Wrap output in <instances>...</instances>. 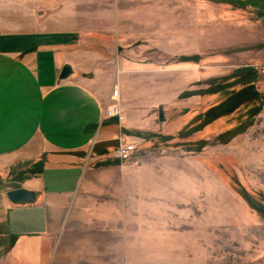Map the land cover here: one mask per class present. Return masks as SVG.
Instances as JSON below:
<instances>
[{"label": "rangeland", "instance_id": "1", "mask_svg": "<svg viewBox=\"0 0 264 264\" xmlns=\"http://www.w3.org/2000/svg\"><path fill=\"white\" fill-rule=\"evenodd\" d=\"M44 8L86 78L120 91L137 153L119 169L154 173L128 190L118 253L103 246L87 264H264V0H0V32ZM242 69L256 73L261 111L239 122L236 103L184 137Z\"/></svg>", "mask_w": 264, "mask_h": 264}, {"label": "crops", "instance_id": "2", "mask_svg": "<svg viewBox=\"0 0 264 264\" xmlns=\"http://www.w3.org/2000/svg\"><path fill=\"white\" fill-rule=\"evenodd\" d=\"M49 15L44 8L30 27L14 20L0 32V264H87L112 245L118 253L128 190L154 175L113 160L111 149L129 139L104 118L114 79L86 78L85 56L63 48L67 29L48 25ZM65 64L75 75L60 82ZM23 188L37 201L13 205L6 193Z\"/></svg>", "mask_w": 264, "mask_h": 264}, {"label": "trees", "instance_id": "3", "mask_svg": "<svg viewBox=\"0 0 264 264\" xmlns=\"http://www.w3.org/2000/svg\"><path fill=\"white\" fill-rule=\"evenodd\" d=\"M234 78H236L234 84L227 87L221 85V87L215 91L218 94H224L225 97L219 102V104L212 106L206 112L199 114L196 117L198 124L193 128L184 131V137L192 136L194 133L213 123L220 118L222 113L232 105H236V103L242 102L240 106H243L242 108L245 109L244 113L237 118L238 121L244 116L254 117L261 111L263 102L261 101L257 87H255L256 73L252 69H242L234 76ZM235 86H239V89L232 90ZM230 88L231 91H229Z\"/></svg>", "mask_w": 264, "mask_h": 264}, {"label": "built area", "instance_id": "4", "mask_svg": "<svg viewBox=\"0 0 264 264\" xmlns=\"http://www.w3.org/2000/svg\"><path fill=\"white\" fill-rule=\"evenodd\" d=\"M264 74V70H262ZM105 119H114L119 123L123 121V110L120 102V91L117 87L111 89V94L107 103V107L104 110ZM137 153V148L131 143L126 142L125 138L122 136L118 140L117 145L115 146L112 152L113 160H116L119 163L124 161H129L133 155Z\"/></svg>", "mask_w": 264, "mask_h": 264}, {"label": "water", "instance_id": "5", "mask_svg": "<svg viewBox=\"0 0 264 264\" xmlns=\"http://www.w3.org/2000/svg\"><path fill=\"white\" fill-rule=\"evenodd\" d=\"M75 75L73 66L65 64L60 72L59 81H67L70 77ZM158 120L160 123H165L164 108L162 106L158 109ZM8 200L15 206L32 205L37 201V194L26 189H13L6 193Z\"/></svg>", "mask_w": 264, "mask_h": 264}]
</instances>
